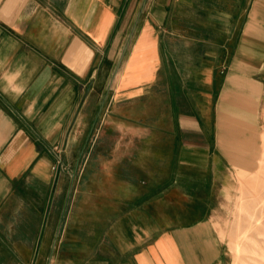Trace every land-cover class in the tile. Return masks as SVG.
Returning <instances> with one entry per match:
<instances>
[{"label":"crops","instance_id":"obj_1","mask_svg":"<svg viewBox=\"0 0 264 264\" xmlns=\"http://www.w3.org/2000/svg\"><path fill=\"white\" fill-rule=\"evenodd\" d=\"M263 150L264 0H0V264H227Z\"/></svg>","mask_w":264,"mask_h":264},{"label":"rangeland","instance_id":"obj_2","mask_svg":"<svg viewBox=\"0 0 264 264\" xmlns=\"http://www.w3.org/2000/svg\"><path fill=\"white\" fill-rule=\"evenodd\" d=\"M63 152L64 149L61 153L63 167L58 170L52 168L55 172L67 170ZM259 157L250 158L247 170L235 169L233 190L221 200L212 216V223L224 240L227 264H255L256 257L252 252L263 244L264 150ZM237 243H240L242 250L236 254L234 246Z\"/></svg>","mask_w":264,"mask_h":264},{"label":"bare ground","instance_id":"obj_3","mask_svg":"<svg viewBox=\"0 0 264 264\" xmlns=\"http://www.w3.org/2000/svg\"><path fill=\"white\" fill-rule=\"evenodd\" d=\"M262 237L264 238V232H262ZM241 239V238H239ZM242 250V247L240 243L235 244L234 246V251L237 254V252H240ZM252 252V250H251ZM255 254V264H264V239H263V244L262 246L256 247L253 252Z\"/></svg>","mask_w":264,"mask_h":264},{"label":"built area","instance_id":"obj_4","mask_svg":"<svg viewBox=\"0 0 264 264\" xmlns=\"http://www.w3.org/2000/svg\"><path fill=\"white\" fill-rule=\"evenodd\" d=\"M53 153L55 155V162L52 164V168L54 170H58L60 167H63L61 162V153L63 151L62 147L60 145H54L52 146Z\"/></svg>","mask_w":264,"mask_h":264}]
</instances>
